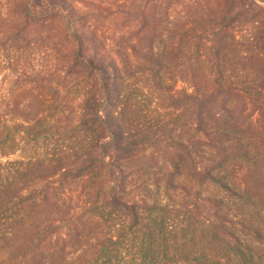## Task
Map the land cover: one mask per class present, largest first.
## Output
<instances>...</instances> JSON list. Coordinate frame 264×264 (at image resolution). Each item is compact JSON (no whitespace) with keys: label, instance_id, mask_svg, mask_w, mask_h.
<instances>
[{"label":"trees","instance_id":"16d2710c","mask_svg":"<svg viewBox=\"0 0 264 264\" xmlns=\"http://www.w3.org/2000/svg\"><path fill=\"white\" fill-rule=\"evenodd\" d=\"M174 1L18 5L21 30L58 23L52 48L71 47L35 78L32 90L47 99L32 119H8V105L0 112V264H264V193L236 178L264 164V79L238 62L264 65V7L213 0L194 17L193 0V15L162 26ZM143 76L158 92L178 76L186 83L188 134L171 136L179 115L154 107ZM238 97L261 125L239 118ZM69 98L80 99L76 116L59 125ZM162 142L182 158L136 164ZM18 152L26 155L9 160ZM72 184L82 187L80 212L62 213Z\"/></svg>","mask_w":264,"mask_h":264},{"label":"rangeland","instance_id":"374dc122","mask_svg":"<svg viewBox=\"0 0 264 264\" xmlns=\"http://www.w3.org/2000/svg\"><path fill=\"white\" fill-rule=\"evenodd\" d=\"M23 0H0V112L6 111V106H10L12 111L8 114L7 118L16 121H29L34 117L37 111V106H43L45 100L44 96L38 95L32 86L34 80L39 73L46 72L49 65L51 64L54 53L59 51L60 53L65 52L69 46L68 42L64 44L59 43L54 49L51 46L50 35L57 39L56 28L59 26L58 23L52 24V26L44 27L40 32L35 30V27L31 23L26 25V28L21 30L24 23L19 17V4ZM39 1V0H38ZM101 5H107L112 0H91ZM175 0L171 7V15L164 16L160 9L154 12L159 15L158 22L162 26L172 25L174 20L179 21L185 15L191 13L192 1L193 0ZM197 5L201 8L197 11L194 17H199L202 13V9L208 7L213 0H194ZM257 4L264 7V2L261 3L256 0ZM72 5L77 7L79 10H85V8L77 3V0H71ZM167 4H171V0H166ZM178 3V4H177ZM208 4V6L206 5ZM169 24H166V23ZM92 23V22H91ZM107 27L113 25L111 18L105 22ZM106 28V27H104ZM111 33V30L106 32ZM228 36V35H227ZM223 36L221 40L223 45L229 46L230 41ZM60 37L58 36V39ZM53 39V40H55ZM60 40V39H59ZM159 40V39H158ZM61 42V41H60ZM215 43V41H214ZM156 44V42H155ZM63 45V47H62ZM147 43L145 42V46ZM212 41L209 40L204 44V52L210 59L212 57ZM239 65L243 66L245 70L253 72L259 81L264 79V65L260 61V58L250 59H239ZM173 74L181 73L179 67L174 68ZM172 76V75H171ZM173 79V78H172ZM142 85L145 90L151 94L154 98V107L160 112L173 113L179 115L177 117V127L172 131L171 136L174 138H180L182 133L189 131L190 114L192 113L191 104H188L182 99L180 94L183 91H190L186 83L181 81L180 76L175 80L169 81V91L158 92L151 87V81L147 76L142 77ZM80 104V99L71 100L70 98L63 102L65 113L61 115V120L58 122L59 125L72 120L76 116V107ZM68 105V106H66ZM215 111V110H214ZM236 111L239 113V118L243 122H249L253 125H261L258 123V115L253 111L246 101L240 97L236 98ZM67 123V122H66ZM264 127V126H263ZM259 134L264 139V128L258 129ZM186 137L183 136L182 139ZM162 142L158 146L148 147L142 152V158L136 162L137 165H142L149 162H158L162 166L168 165L170 158H182L183 154L181 151L174 148H168ZM34 150V149H30ZM27 151V150H26ZM26 153L18 152L13 156L9 157V160L21 159ZM6 158L0 156V162L5 161ZM238 182H248L254 186L257 190L264 193V164L257 171H253L251 174H243L239 172L236 174ZM138 196H142V191L138 190ZM63 201L66 208L62 209V213H72L73 206L78 210V206L82 201V187L77 185H69L66 192L63 194ZM70 208V209H69ZM202 212L206 213V206H201ZM78 213L80 210L77 211ZM44 213H47L44 211ZM80 215V214H79ZM2 256L0 255V258Z\"/></svg>","mask_w":264,"mask_h":264}]
</instances>
